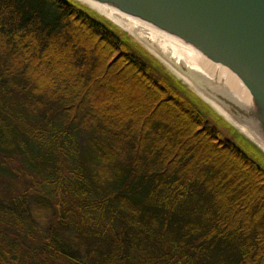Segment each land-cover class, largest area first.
<instances>
[{"label":"trees","instance_id":"trees-1","mask_svg":"<svg viewBox=\"0 0 264 264\" xmlns=\"http://www.w3.org/2000/svg\"><path fill=\"white\" fill-rule=\"evenodd\" d=\"M222 123L94 10L0 0V264H264V156Z\"/></svg>","mask_w":264,"mask_h":264},{"label":"water","instance_id":"water-1","mask_svg":"<svg viewBox=\"0 0 264 264\" xmlns=\"http://www.w3.org/2000/svg\"><path fill=\"white\" fill-rule=\"evenodd\" d=\"M92 1L153 24L228 70L246 98L233 95L223 80L213 77L199 79V89L264 145V0Z\"/></svg>","mask_w":264,"mask_h":264},{"label":"bare ground","instance_id":"bare-ground-1","mask_svg":"<svg viewBox=\"0 0 264 264\" xmlns=\"http://www.w3.org/2000/svg\"><path fill=\"white\" fill-rule=\"evenodd\" d=\"M79 1L135 36L137 41L158 58L172 74L192 87L214 110L251 139L264 152V145L246 125L232 118L223 107L206 97L199 89V79L211 81L213 77L217 82L223 80L225 88L233 95L246 98V90L228 70L221 65H215L194 47L183 42L178 37L145 20L92 0ZM181 67L184 69L182 70Z\"/></svg>","mask_w":264,"mask_h":264},{"label":"rangeland","instance_id":"rangeland-1","mask_svg":"<svg viewBox=\"0 0 264 264\" xmlns=\"http://www.w3.org/2000/svg\"><path fill=\"white\" fill-rule=\"evenodd\" d=\"M84 6H86L88 9L89 8L87 5L83 4ZM92 10V9H91ZM105 18V17H104ZM110 21V20H109ZM112 22V21H111ZM113 23V22H112ZM114 24V23H113ZM116 25V24H114ZM123 33H125L133 42L137 43L141 48H143L144 50H146L149 54H151L153 57H155L151 52H149L142 44H140L137 39L135 38V36H133L132 34H130L129 32L125 31L124 29H122L120 26L116 25ZM156 58V57H155ZM157 59V58H156ZM162 64V63H161ZM163 65V64H162ZM163 67H165L163 65ZM166 68V67H165ZM167 69V68H166ZM167 71L169 73H171L168 69ZM172 74V73H171ZM173 76H175L174 74H172ZM176 77V76H175ZM177 78V77H176ZM181 83H183L184 85H186L188 87V89H190L195 95H197L201 100L202 98L195 92V90L188 86L186 83H184L183 81H181L179 78H177ZM204 101V100H202ZM205 102V101H204ZM206 103V102H205ZM208 104V103H207ZM209 105V104H208ZM210 106V105H209ZM211 107V106H210ZM212 108V107H211ZM213 112L222 119L223 123L221 125H219V130L221 132L222 138H233L232 132H230V129H233L237 134L240 135V137L242 138H238L235 137L233 138V140L242 148L244 149L248 154L252 155L254 159H256L257 161L261 162L259 156L253 152V149L251 148L250 145L254 146V148L256 150H258L263 156H264V152L256 146V144L249 139L247 136H245L242 132H240L235 126H233L229 121H227L222 115H220L216 110H214L212 108ZM243 139L247 142H244Z\"/></svg>","mask_w":264,"mask_h":264}]
</instances>
